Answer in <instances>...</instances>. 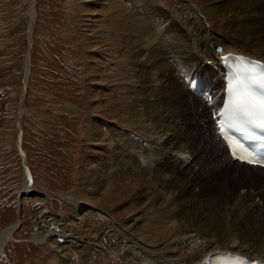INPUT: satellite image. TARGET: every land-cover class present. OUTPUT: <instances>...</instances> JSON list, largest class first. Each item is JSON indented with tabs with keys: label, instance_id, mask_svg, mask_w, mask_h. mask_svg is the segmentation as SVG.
Returning <instances> with one entry per match:
<instances>
[{
	"label": "rangeland",
	"instance_id": "obj_1",
	"mask_svg": "<svg viewBox=\"0 0 264 264\" xmlns=\"http://www.w3.org/2000/svg\"><path fill=\"white\" fill-rule=\"evenodd\" d=\"M32 2L0 0V234L20 224L0 264H145L139 255L184 264L185 254L214 246L212 237L245 240L264 257V173L218 163L210 152V107L187 91L196 79L192 68L204 73L201 87L210 79L204 54L217 50L209 37L232 46L263 33L248 29L256 18L264 21V0ZM130 20L145 29L150 21L165 41L124 43L135 38L124 32ZM216 91L210 85L212 103L220 99ZM21 107V148L34 192L18 199ZM121 165L149 185L103 191V173L113 176ZM52 220L68 239L46 237Z\"/></svg>",
	"mask_w": 264,
	"mask_h": 264
},
{
	"label": "bare ground",
	"instance_id": "obj_2",
	"mask_svg": "<svg viewBox=\"0 0 264 264\" xmlns=\"http://www.w3.org/2000/svg\"><path fill=\"white\" fill-rule=\"evenodd\" d=\"M31 3H33L32 2V0H31ZM35 13H34V9H32L31 8V14H30V24L28 25V40H29V43H30V46H31V41H30V37H31V28H32V20H33V18L35 17ZM147 15V14H146ZM149 15V14H148ZM145 17V16H144ZM124 19H125V17H124ZM144 19V18H143ZM147 19V18H146ZM251 19V18H250ZM123 20V19H122ZM134 20V19H133ZM125 21H127V19L125 20ZM150 21H151V18H150ZM149 21V23H148V25H149V28H147V29H145L144 27H141L140 25H135V24H133V23H135L134 21L133 22H131V20L129 21V23L128 24H126L127 25V27L126 28H124L123 26H120L119 27V30L120 29H122V28H124L125 30H124V32L126 31V29L129 31V32H131V34L133 35V34H135L134 36H135V38L133 39V38H129V37H127L126 39V41H123L124 43H130V44H133V42H136V43H134L135 45H138L139 44V42H137V41H135V39L137 40L138 38L140 39V41L141 40H144V39H141L142 37H144L145 36V38H150V40H149V38H148V40H149V44H150V46H155V45H158V44H160V43H162L163 41H165V40H163L164 38H162V36H160V35H158L157 33H159L158 31H156V28H154L153 27V24L151 23ZM124 22V21H123ZM138 21H136V23H137ZM253 22V21H252ZM122 23V22H121ZM127 23V22H126ZM141 23V22H140ZM206 23H207V21H206ZM254 23V24H253ZM252 24H253V27H250L249 29H248V31L249 32H252V34H254L255 32H253V31H256L257 29L260 31H262L263 30V33H257V34H254V35H251L250 37L248 36V38H245V40H246V42H245V44L243 43V44H238L237 42H234V41H232L231 43H232V46H230V45H228L227 43H226V45H224V46H222L220 43H219V41L217 40V38L216 37H214V36H212V37H209V40L211 41H213L214 39H215V43H214V45H215V47H213V48H217L218 46H221V48H222V51H218V52H216V51H212V52H205V54H204V56H205V59L207 58L209 61H210V63H211V66L213 67L212 69H213V71H208L209 72V74L211 75L210 76V79L208 78V79H204L203 81H204V87H203V95L204 94H208V89H209V87H210V85H212L213 87H214V92H217L216 90H217V88H218V85H219V81H221L222 82V88H221V91H222V97H221V101H220V104H219V107H218V110H216V112H215V116L217 115V113L219 112V110L221 109V106H222V103H223V100H224V95H225V93H224V88H225V86H226V74H225V70H224V68H223V64L224 63H227V62H229V61H232V59H225V57H228V55L229 54H236V55H243V56H246V57H248L249 59H251V60H255V61H259V62H262L263 64H264V21L263 20H261L260 18H256L255 20H254V22H253ZM124 24V23H123ZM138 24V23H137ZM122 25V24H121ZM128 25H129V27H128ZM142 25V24H141ZM234 25V24H233ZM144 26H146V25H144ZM204 26H205V24H204ZM252 26V25H251ZM148 27V26H147ZM209 27V26H208ZM153 28H154V30H153ZM210 28V27H209ZM151 29L153 30V32H151ZM239 29H241V28H239ZM239 29H237V30H239ZM141 30H143V31H141ZM213 30V29H212ZM242 30V29H241ZM154 31H156V33L154 32ZM210 31H211V29H210ZM258 31V32H259ZM127 32V31H126ZM237 32V31H236ZM247 32V31H246ZM128 33V32H127ZM127 33H125V34H127ZM122 34V33H121ZM124 34V33H123ZM140 34L141 36H138V35ZM128 35V34H127ZM132 35H130V36H132ZM237 35V34H236ZM148 36V37H147ZM238 36H240V35H238ZM238 36H236V37H238ZM122 39H123V37H122ZM166 40H167V38H165ZM238 39H240V38H238ZM223 40L224 41H227L228 43H229V41L225 38H223ZM139 41V40H138ZM147 41V40H146ZM148 42V41H147ZM142 43V42H141ZM144 45H146L145 44V40H144ZM211 43H213V42H211ZM239 43H241V42H239ZM133 44V45H134ZM149 44L147 45V47L149 46ZM143 45V46H144ZM138 46H140V44L138 45ZM207 46L208 47H210L211 46V44H207ZM166 48H168V47H163L162 48V50H166ZM136 49H137V46H136ZM213 50V49H212ZM143 51H144V49H143ZM203 66V65H202ZM26 70L28 71L29 69V63L28 62H26ZM195 69V70H194ZM205 69V68H204ZM26 71V72H27ZM191 71L193 72V76L194 77H197L198 75H200V76H203L204 75V73L202 72V71H200V70H196V67L195 68H192L191 69ZM190 71V72H191ZM207 71V70H206ZM206 76V75H205ZM28 79V78H27ZM24 80H25V84H26V78H24L23 79V88H22V92H21V97H20V101H19V104L20 103H23V99H24V96H25V84H24ZM188 80V79H187ZM194 87L195 88H197L196 87V85H194ZM187 91L189 92V95L190 96H193V95H197V94H195V93H192L188 88H187ZM190 92L192 93V95L190 94ZM220 97V94L219 93H217V95H215V98H216V101L218 100V98ZM204 99L206 100V101H211V99L210 98H207V97H205L204 96ZM220 100V99H219ZM219 100L217 101V103H219ZM228 102H229V98H228ZM212 103V102H211ZM216 103V104H217ZM201 104V102H199V104L198 105H200ZM22 107L20 108V114L19 115H17L18 117H17V123L19 124V133L17 134V138H16V141H17V143H16V147H17V149L19 150V151H21L22 152V154H23V156H21L20 158H21V164H23V165H25V167H27V164H26V157H25V154H24V152H23V150H22V148H21V139H22V129H21V127H20V122H19V120H20V118H21V113H22ZM212 112V111H211ZM211 114V113H210ZM209 118V117H208ZM217 122H218V119H217ZM211 144H213L212 146H211V149L213 150H210V152L213 154V155H215L216 156V158L218 157L220 160L218 161V163L220 164L221 162H223V163H226V165H232V166H235V167H237V168H239V167H241V168H244V169H246V170H248V171H251V172H254V173H264V169H262V168H258V167H251V166H248V165H245V164H238L237 162H235L234 163V161H232L231 160V158L227 155L226 156V162H225V160H222L223 159V154H216L217 153V151L216 150H218V152H221L222 153V151H223V148H222V146H221V143L219 142V141H216V139H215V137H214V134L212 135V139H211V142H210ZM215 152V153H214ZM138 157V156H137ZM218 158H217V160H218ZM139 159H143L142 157H139ZM119 162V161H118ZM86 166H87V168H88V164L86 163ZM121 167H122V165H121ZM126 167V166H125ZM125 167H122L121 169H119V168H116L115 169V171H114V175L113 176H111L108 172H104L103 174H104V178H105V183H103V186H102V190L104 191V190H106V188L109 186L110 188H111V186H113V187H115L114 188V191H116L117 193L119 192V191H121V190H123L126 186H128V185H130V186H133V187H135V189L136 188H142L143 186H145V185H149V183L148 182H146V181H144V180H147V178H145V177H141L140 176V174H134V173H132V175L131 176H129L128 175V173H127V170L128 169H126ZM211 167V166H210ZM87 168H85V169H87ZM216 168V167H215ZM204 169V168H203ZM202 169V170H203ZM213 169V168H212ZM217 169V168H216ZM215 169V170H216ZM137 170V169H136ZM27 171H29V169H28V167H27ZM237 171H240V168L239 169H237ZM135 172V171H134ZM29 173V172H28ZM87 174H86V176L87 177H85V181H88L87 183H89V184H93V180H92V178H93V176H92V174L89 172V170H87V172H86ZM138 173V172H137ZM246 173H248V172H246ZM145 174V173H144ZM143 174V175H144ZM252 174V173H251ZM138 175V176H137ZM206 175V174H205ZM215 175V174H214ZM23 176H24V180H23V191L22 190H20L21 192H22V194L23 195H25V196H29V195H31V194H33V192H34V190L32 191V181L29 183L28 182V176H27V174L25 173V171L23 172ZM29 176H30V173H29ZM145 176V175H144ZM251 177H249V179L248 180H250V182H257V178H255V177H252V176H255V175H250ZM84 177V176H83ZM235 178V177H234ZM149 180V179H148ZM107 181H108V183H107ZM245 181V180H244ZM235 182V181H234ZM241 182H243L242 180H239L238 182H235L236 184H237V186L238 185H240L241 184ZM86 183V184H87ZM247 183V182H246ZM165 184H168V183H165ZM258 184H260V183H258ZM262 184V183H261ZM164 185V184H163ZM169 185V184H168ZM167 185V186H168ZM257 185V184H256ZM155 185H153V187H154ZM170 186V185H169ZM168 186V187H169ZM261 186H264V182H263V184L261 185ZM112 187V188H113ZM129 187V186H128ZM147 187V186H146ZM149 187V186H148ZM152 187V186H151ZM152 187V188H153ZM170 188V187H169ZM169 188H166V189H168L169 190ZM237 188V187H236ZM258 188V187H257ZM260 188V187H259ZM258 188V190H259V192H258V194H260V195H262L263 193H262V190L261 189H259ZM134 189V188H133ZM253 189H254V187H253ZM260 190H261V192H260ZM263 190H264V188H263ZM106 192V191H105ZM243 192V191H242ZM259 195V196H260ZM18 199H21V193H19L18 194ZM260 202H261V200H260ZM255 204V203H254ZM259 204V203H258ZM261 206V205H260ZM77 208V210H79V206H77L76 207ZM241 210V209H240ZM248 210H249V213L252 211V209L250 208L249 209V207H248ZM262 210V209H261ZM254 211L257 213V217L258 216H260V217H263V214H258V212L254 209ZM245 211L244 210H242V213H244ZM170 218H173V217H170ZM264 218V217H263ZM55 222V223H54ZM40 224V223H39ZM20 225V224H19ZM19 225L17 226V228H16V230L19 228ZM41 225V224H40ZM53 226H55L56 228H58V229H53ZM156 225L154 224L153 225V227H155ZM49 227H50V229L48 230H46V231H48L47 233H46V237H48V239H50V237H57V236H60V238L61 239H68L69 238V236H67V233H65V228L60 224V223H58V222H56V221H53L52 220V224L51 225H49ZM47 228H48V226H47ZM64 228V229H63ZM145 228V227H144ZM13 227L11 228V227H9L8 229H6V230H4L1 234H0V253L2 252V250H3V248H4V246L7 244V241L10 239V238H13V234H15L14 233V231H16ZM44 231V230H43ZM45 231V232H46ZM57 231V232H56ZM69 232V231H68ZM71 234V233H70ZM74 234V233H73ZM72 234V235H73ZM75 236H77V235H75ZM64 237H66V238H64ZM72 238V237H71ZM75 238V237H74ZM36 239L39 241V242H42V239H45V238H43L42 237V239H40L39 237H36ZM52 239V238H51ZM73 239V238H72ZM210 240H211V238H210ZM212 241L214 242V246H212L213 245V243H212V245H203L204 247V251H202V252H189L188 254H185V257H183V263L184 264H206L207 263V261H208V258L210 257V256H212L215 252H217V251H229V252H233V253H236V254H239V255H242V256H244V257H246V258H248L249 260H251V261H253V262H260V263H264V260H261V259H259V258H263L264 259V257H259V256H257L256 257V255H254V253L251 251L252 249H251V247H249L248 245H245L246 243V241L245 240H242V239H239V240H231V239H226V240H219V239H216V238H214V237H212ZM237 241H239V242H237ZM241 241V242H240ZM134 242V241H133ZM135 244V243H134ZM143 244H145V243H143ZM209 244V243H208ZM138 245H139V243L137 244L136 243V245H134V247L135 246H137L138 247ZM131 246V245H130ZM212 246V247H211ZM244 248H245V251H243L244 250ZM127 252H129V253H131V251H134V250H132L129 246H128V248H124ZM138 249V248H137ZM196 250V249H195ZM201 250V249H200ZM247 250V251H246ZM136 251V250H135ZM134 251V252H135ZM125 252V251H124ZM136 252H138V251H136ZM133 253V252H132ZM260 253V252H259ZM262 253H264L263 251H262ZM134 254V253H133ZM261 254V253H260ZM135 255V254H134ZM138 255H139V253H138ZM264 255V254H263ZM134 257V256H133ZM173 258V257H172ZM136 260V259H135ZM137 260H138V262H141V263H145V264H147L148 262H146V260L145 259H142V257L139 255V257L137 258ZM151 262V261H150ZM148 263V264H153V262H151V263Z\"/></svg>",
	"mask_w": 264,
	"mask_h": 264
},
{
	"label": "snow or ice",
	"instance_id": "obj_3",
	"mask_svg": "<svg viewBox=\"0 0 264 264\" xmlns=\"http://www.w3.org/2000/svg\"><path fill=\"white\" fill-rule=\"evenodd\" d=\"M237 63L229 66L226 78V92L229 95L227 107L233 114L242 117L247 123L264 130V70L246 57H225ZM228 149L234 159L250 165L264 167V157L249 149L244 143L230 139ZM232 264H247L241 256H236Z\"/></svg>",
	"mask_w": 264,
	"mask_h": 264
},
{
	"label": "water",
	"instance_id": "obj_4",
	"mask_svg": "<svg viewBox=\"0 0 264 264\" xmlns=\"http://www.w3.org/2000/svg\"><path fill=\"white\" fill-rule=\"evenodd\" d=\"M23 169H24L25 173L27 174V176H28V182L30 183V182H31V178H30V176H29V173H28L27 168L25 167V165H23ZM19 193L22 194L21 191H20Z\"/></svg>",
	"mask_w": 264,
	"mask_h": 264
}]
</instances>
